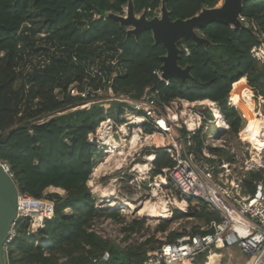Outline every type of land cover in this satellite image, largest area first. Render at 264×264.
<instances>
[{
	"label": "trees",
	"instance_id": "trees-1",
	"mask_svg": "<svg viewBox=\"0 0 264 264\" xmlns=\"http://www.w3.org/2000/svg\"><path fill=\"white\" fill-rule=\"evenodd\" d=\"M163 1L133 0L135 12L145 11L152 18ZM165 2L172 19H185L204 7H215L219 0ZM127 4L128 0H0V160L8 163L21 192L42 198L51 186L65 191L45 196L54 201L55 216L46 219L37 232L29 230V219L18 222L7 264H92L91 258L105 251L110 253V264H142L156 248L146 247L150 239L120 248L88 230L95 218L119 216L117 209L96 207L87 185L100 154L90 135L106 118L121 123L127 104L119 101L115 110L94 101L87 108L70 110L84 102L70 94L71 84L77 82L81 90L86 85L93 90L109 89L111 96L129 93L134 98L151 87L158 90L160 102L208 99L219 104L232 131L240 129V136L244 118L228 101L234 84L246 77L257 98H264V61L252 53L264 42V0L244 1L241 15L250 24L233 27L213 22L202 27L199 33L210 41L208 46L181 40L179 64L191 66L192 77L185 81L173 77L168 84L154 73L162 66L166 49L155 44L152 32L143 31L139 39L128 36L129 27L109 16L125 14ZM102 11L108 15L102 16ZM35 56H40L37 63L27 70ZM115 58L118 69L107 62ZM260 116L264 121V114ZM143 127L145 133L156 131L150 123ZM194 139L196 150L202 152L205 136L197 131ZM149 152L155 155L151 176H166L174 160L164 147ZM227 159L234 160V155ZM258 181H264V167L246 172L244 192L254 193ZM188 204V211L176 209L174 218L192 217L203 221L205 228L197 225L191 232L171 231L168 242L187 233H210L213 223L221 219L202 199L190 198ZM142 225V220H136L127 229ZM168 226V221L163 222L159 230L166 231Z\"/></svg>",
	"mask_w": 264,
	"mask_h": 264
},
{
	"label": "built area",
	"instance_id": "built-area-1",
	"mask_svg": "<svg viewBox=\"0 0 264 264\" xmlns=\"http://www.w3.org/2000/svg\"><path fill=\"white\" fill-rule=\"evenodd\" d=\"M239 20L243 24H250L244 15L240 14ZM252 24L257 29L256 25ZM185 49L188 51V48ZM252 53L257 59L264 61V42L254 47ZM96 61L99 63L98 59ZM107 62L116 66L117 69L120 68L117 66L118 59L116 58ZM41 63L43 65V59ZM154 73L160 80L169 83L170 80L163 77L161 67ZM101 91V89L93 90L87 85L81 90L77 82L69 87L70 94L81 97L84 100L82 106L85 107H88L91 102L98 101ZM113 97L127 104L126 112L120 118L122 122L117 123L111 117L106 118L97 127L98 132L101 133L102 128L107 127L110 133L114 134L115 126L121 129L126 125H135L140 128L144 123L153 124L156 131L144 133L145 137L151 139L160 135L163 141L162 147L174 160V166L164 176L165 182L172 183L183 198H198L206 201L208 207L217 211L221 217L218 222L213 223L210 233H187L177 237L174 241H166L149 251L142 264H197L204 253H209L208 262L211 261L212 255H216L213 259L216 262L222 257V253L218 250L232 244L233 242H227L233 236L237 238L236 243L244 254L254 256L250 264H264V181L256 182L254 193H245L243 186L247 171L264 167L262 158L246 160L244 165L235 157L232 161L227 158H217L213 150L227 148L226 140L219 138L217 134L222 129L217 127V132L210 135L211 141L205 138L202 152H198L194 139L196 132L206 133L210 124L216 121L215 115L211 114L213 118H210L207 109L201 108L202 100L190 101L185 98H176L173 101L160 102L158 90L151 87H147L140 98H134L129 93H119ZM216 103L213 102L215 106ZM208 106L212 110L209 112L215 114L212 105L207 104ZM128 114L130 117L127 119ZM90 140L94 139L90 138ZM103 140L104 143L105 139ZM2 163L10 172L8 163L5 161ZM152 166L153 161L149 169ZM10 174L13 177L11 172ZM53 189L58 192L61 190L56 187ZM54 216V201L45 196L36 198L19 191L17 217L5 246V257L18 235L17 226L20 220L29 219V230L34 233L45 226L46 219ZM122 227L124 223L116 217L103 216L93 219L88 230L113 242L114 233ZM110 257L109 251H105L101 256L91 258V261L92 264H110Z\"/></svg>",
	"mask_w": 264,
	"mask_h": 264
},
{
	"label": "rangeland",
	"instance_id": "rangeland-1",
	"mask_svg": "<svg viewBox=\"0 0 264 264\" xmlns=\"http://www.w3.org/2000/svg\"><path fill=\"white\" fill-rule=\"evenodd\" d=\"M223 1L224 0H219L216 6H221ZM126 11L127 7H125V14ZM39 57L40 56L33 57L34 61L27 66V70L32 68V64L35 65L37 63ZM241 80H244L245 84L248 85L246 77H243ZM248 87L251 91L249 85ZM228 101L230 105L235 106L238 109L240 114L247 113L250 117H252L251 126L253 133H249L248 135L251 142L242 140L240 136V129L238 133H234L232 131L230 122L226 119L219 104L216 103L215 108L219 110L220 117H218L217 113L214 114V112H209L212 111L209 106L206 107L207 114L210 115V118H213L211 114L215 115L216 121L215 123L210 124L209 130L203 135L207 140L211 141L210 135L214 133L210 131V129H214L216 127L220 128V119L223 124H225V127H223L222 131L220 130L217 134L219 135V138L226 140L225 145L227 148H221L223 151L221 153L214 152V155H216L217 158H228L229 156L234 155L235 159L237 161L239 160L242 165H244L246 160L251 161L252 158L257 159L258 157H261L264 163V121L260 116V114L264 113V98H255V92L253 90L250 99L246 98L240 101H232L229 96ZM96 102L104 108L114 107L116 110V105L119 100L111 96L109 89H103L99 93L98 101ZM80 105L81 106H76L75 108L73 107L70 110L87 108V106L85 107L82 106V104ZM129 117V114L126 115L127 119ZM108 132H110V129L106 127L102 128L101 133L98 132L97 129L95 134L90 135V138L96 140L98 143L97 147L100 149V154L96 157V165L110 155L109 151L111 150V146L105 144V142L103 143L102 141H104V137L103 139L101 138L102 136H105V134H108ZM136 132L139 135V139L133 143V136ZM115 133H117L118 137L123 140L121 145L119 147L117 146L118 148L116 149L115 154L107 163L104 164L102 170L99 171L98 174L96 173L97 175L94 174L93 170L91 178L87 183L94 195L96 207L103 209L112 208L119 211V216L116 218L124 223V227L114 233L115 238L112 240L113 243L117 244L120 248L125 249L131 245H139L140 243H144L150 239V241L146 243V247H158L168 240V234L171 231L191 232L197 225H200V227L204 229L205 225L201 220L192 217H180L175 219L174 212L176 209L183 212L188 211L189 204L187 198L179 199L173 185L171 186L170 182L166 183L165 181H161V178H164V176H151V169H149V167H151V160H148V156L151 155V152L149 151L163 146L161 136L156 135L151 139L146 138L144 134V127L139 128L135 125H126L124 129H118V126H115L114 134ZM139 164H146L147 166L143 170H140L137 167ZM223 178L225 179L226 176L224 175ZM157 183H159V185L155 186ZM107 185H109V187L110 185L111 187H115L116 195L108 198L102 197V191H98L97 187ZM154 188H157L158 190L157 196L153 195ZM54 192L58 191L53 188H47L44 192V196ZM59 192H62L63 194L62 189L59 190ZM161 199H166L168 201V211L164 212L161 211L163 209H159L157 212L161 215L155 216L152 214V204L149 206L147 210L148 212L145 214L140 213V209L147 201L151 200L152 202H157ZM179 202L185 203L186 205L184 204L185 206H180ZM68 211L70 210H66V212ZM136 220L143 221L142 227L136 228L135 230H128L127 227H129ZM167 221L169 222L167 230H159V227L163 224V222ZM218 251L222 253L221 260L216 262L214 261L212 264H250L254 259V256L244 254L240 250L237 243H232L226 248ZM208 256L209 253L201 255L197 264H209L207 260Z\"/></svg>",
	"mask_w": 264,
	"mask_h": 264
},
{
	"label": "water",
	"instance_id": "water-1",
	"mask_svg": "<svg viewBox=\"0 0 264 264\" xmlns=\"http://www.w3.org/2000/svg\"><path fill=\"white\" fill-rule=\"evenodd\" d=\"M244 1L224 0L221 6L204 7L191 17L172 19L165 0L160 8V14L152 18H149L145 11L140 15L137 14L133 0H128L126 14L109 13V16L117 19L122 25L130 27L127 31L128 36L133 35L139 39L143 31L150 30L155 44H162L166 49V54L161 57L163 77L167 80L179 77L185 81L192 77L191 66L183 67L179 64L182 49L178 43L181 40L192 39L196 43L208 46L210 41L199 31L209 23L218 22L241 27L243 23L239 20V15ZM106 15L107 12L102 11V16ZM200 106L206 108L207 104L202 103ZM115 136L118 138L117 133ZM18 196V185L0 160V264H7L5 246L17 217ZM236 240L237 238L233 236L227 243H236Z\"/></svg>",
	"mask_w": 264,
	"mask_h": 264
},
{
	"label": "bare ground",
	"instance_id": "bare-ground-1",
	"mask_svg": "<svg viewBox=\"0 0 264 264\" xmlns=\"http://www.w3.org/2000/svg\"><path fill=\"white\" fill-rule=\"evenodd\" d=\"M229 96H230L232 101H240V100H243V99H246V98L250 99L251 96H252V92L250 91L248 85L245 84L244 80H240V81H238V82H236L234 84L233 89H232V91H231ZM202 103L212 105L214 107L215 112L218 114V117H220L219 111L215 108V104H213V102L211 100H208V99L207 100H202ZM241 115L243 116L244 123H245V130L243 131V134H242L241 138L244 141L251 142L250 138L248 137V135H249V133H253L252 126H251V121H252L251 118L252 117H250V115H248L247 113H244V114H241ZM219 125H220L221 129H223V127H225V124H223V122L220 119H219ZM261 126H262V124H261ZM263 132H264V127H263ZM138 136L139 135L136 132L135 135L133 136L134 137L133 138V143H135L139 139ZM104 139H105V144L111 146V150L109 151L110 155L108 157H106L103 161H101L98 165H96V167L94 168V174H96V173L98 174V172L102 170L104 164L107 163L111 159V157L115 154L116 149L121 145V142L123 141L121 138H119V137L117 138L115 136V134L110 133V132H108V134H105ZM154 158H155L154 154H151V155L148 156V160L152 161V160H154ZM146 166H147L146 164L137 165L138 169H140V170H143ZM161 181L164 182L165 181L164 178H162ZM158 185H159V183L155 184V186H158ZM97 189H98V191L99 190L102 191V197H104V198L113 197L114 195H116L115 187H113V186L111 187V185H110V187H109V185L97 187ZM153 195L154 196L158 195L157 188H154ZM154 203H155V205H154ZM152 204H153V213L152 214L155 215V216L161 215L159 212H157L159 209H163L161 211H164V212L168 211L167 210L168 201L166 199H161L160 201L158 200L157 202H152L151 200L147 201L146 204L140 209V213L141 214H145L146 212H148L147 210H148L149 206H151ZM179 204H180V206H183L185 203L179 202Z\"/></svg>",
	"mask_w": 264,
	"mask_h": 264
},
{
	"label": "crops",
	"instance_id": "crops-1",
	"mask_svg": "<svg viewBox=\"0 0 264 264\" xmlns=\"http://www.w3.org/2000/svg\"><path fill=\"white\" fill-rule=\"evenodd\" d=\"M49 188H54L53 186L49 187ZM216 257V255H212L211 256V261L209 262V264H212L214 261L213 259Z\"/></svg>",
	"mask_w": 264,
	"mask_h": 264
}]
</instances>
